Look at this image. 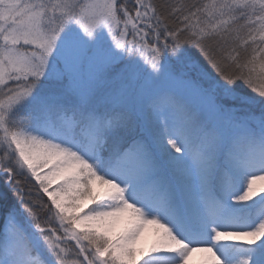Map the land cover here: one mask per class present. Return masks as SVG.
Here are the masks:
<instances>
[{
  "label": "snow or ice",
  "instance_id": "snow-or-ice-1",
  "mask_svg": "<svg viewBox=\"0 0 264 264\" xmlns=\"http://www.w3.org/2000/svg\"><path fill=\"white\" fill-rule=\"evenodd\" d=\"M196 254L264 264V0H0V264Z\"/></svg>",
  "mask_w": 264,
  "mask_h": 264
},
{
  "label": "bare ground",
  "instance_id": "bare-ground-1",
  "mask_svg": "<svg viewBox=\"0 0 264 264\" xmlns=\"http://www.w3.org/2000/svg\"><path fill=\"white\" fill-rule=\"evenodd\" d=\"M150 243H151V240L149 239L145 244H142V246H145V245L150 244ZM191 263H193V264H202L203 263V257H200L198 254H196L192 258Z\"/></svg>",
  "mask_w": 264,
  "mask_h": 264
},
{
  "label": "rangeland",
  "instance_id": "rangeland-1",
  "mask_svg": "<svg viewBox=\"0 0 264 264\" xmlns=\"http://www.w3.org/2000/svg\"><path fill=\"white\" fill-rule=\"evenodd\" d=\"M145 246H146V245H145ZM198 255H199L200 257H203L202 254H198ZM190 264H193V263L190 262ZM202 264H203V263H202Z\"/></svg>",
  "mask_w": 264,
  "mask_h": 264
}]
</instances>
